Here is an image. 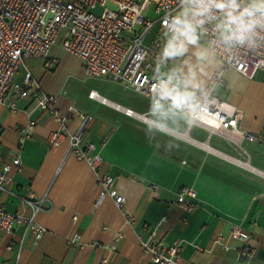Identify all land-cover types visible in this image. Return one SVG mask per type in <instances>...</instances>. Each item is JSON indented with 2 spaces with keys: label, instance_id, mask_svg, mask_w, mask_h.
I'll return each instance as SVG.
<instances>
[{
  "label": "crops",
  "instance_id": "1",
  "mask_svg": "<svg viewBox=\"0 0 264 264\" xmlns=\"http://www.w3.org/2000/svg\"><path fill=\"white\" fill-rule=\"evenodd\" d=\"M155 32L156 28L147 33V44ZM70 57L82 66L60 43L52 46L43 63L54 70L41 80L22 67L42 91L56 96L60 114L73 106L91 116L83 138L95 144L104 171L125 198L124 209L109 196L99 201L93 171L67 153V139L56 148L49 147L48 135L57 122L38 109L31 96L16 101L15 111L0 103V163L17 155L21 159L20 171L12 173L7 190L0 192V203L9 212L29 216L32 207L22 203L21 197L29 192L46 196L36 215L46 232L33 245L32 234L23 225L9 235L0 231V264L15 260L18 242V264H147L149 256L140 243L148 238L165 246L179 244L182 264H264V71L246 76L231 67L224 69L218 97L238 111L236 129L198 124L183 134L172 133L179 147L166 150L169 137L149 136L144 119L127 116L88 95L80 104L65 96ZM13 80L18 83L15 75ZM96 92L112 104L134 111L137 107L136 112L143 115L147 112L148 107L121 93L111 98L108 89ZM30 119L35 126L19 149L20 128ZM78 122L70 119L66 124L74 131ZM246 133L256 140H246ZM183 186L196 191L198 206L192 213L183 211L176 201ZM235 225L250 236L252 253L247 256L237 241L227 240L228 249L214 242L218 234L227 238ZM117 232L123 237L115 241ZM76 234L80 244L73 246L69 239Z\"/></svg>",
  "mask_w": 264,
  "mask_h": 264
},
{
  "label": "built area",
  "instance_id": "2",
  "mask_svg": "<svg viewBox=\"0 0 264 264\" xmlns=\"http://www.w3.org/2000/svg\"><path fill=\"white\" fill-rule=\"evenodd\" d=\"M108 2L110 5H107ZM150 6L152 17L143 15ZM176 8L177 0H0V103L15 111L16 101L31 96L37 108L50 114L57 122V128L48 135L49 147L56 148L63 139H67V153L85 161L93 171L100 189L99 201L109 196L120 210L124 209L125 198L114 187V178L104 171V160L95 144L83 138L91 116L73 106L60 114L56 96L42 91L30 72H25L23 85L15 83L13 77L26 59H45L50 48L60 43L63 50L80 59L86 76L120 83L148 98L154 83L151 77L163 23ZM154 28L155 35L151 44H147L145 36ZM227 67L246 76L264 71V50L241 53L236 59L228 61ZM222 79L223 76L220 83ZM88 97L111 104L127 116L145 118L131 108L112 104L95 90H90ZM197 117L198 124L209 129L214 126L236 129L239 113L232 104L218 97L217 104L198 113ZM70 119L79 121L74 131L66 124ZM34 126L35 121L30 119L26 126L20 128L19 149ZM243 135L250 142L256 140L252 134ZM20 168L19 155L0 163V192L7 190L13 180L12 173L19 172ZM45 197H35L32 192L21 197L22 203L32 207L29 216L9 212L0 203V231L9 235L16 226L23 225L25 231L31 232L32 244L36 245L46 232L36 219ZM176 201L187 213H192L198 206L196 191L192 187H181ZM229 231L227 238L218 234L214 242L228 249L227 240H234L241 244L243 256L251 254L249 234L237 225ZM122 237L121 232H117L115 241ZM69 243L79 245L80 236L74 235ZM140 244L142 251L149 256L147 264H182L179 256L181 248L177 243L165 246L148 238ZM20 249L21 242H18L15 260H4L1 264H18Z\"/></svg>",
  "mask_w": 264,
  "mask_h": 264
},
{
  "label": "clouds",
  "instance_id": "3",
  "mask_svg": "<svg viewBox=\"0 0 264 264\" xmlns=\"http://www.w3.org/2000/svg\"><path fill=\"white\" fill-rule=\"evenodd\" d=\"M262 50L264 0H177L154 59L143 121L147 134L169 137L166 150L178 148L172 133L196 127L197 114L218 103L228 61Z\"/></svg>",
  "mask_w": 264,
  "mask_h": 264
},
{
  "label": "rangeland",
  "instance_id": "4",
  "mask_svg": "<svg viewBox=\"0 0 264 264\" xmlns=\"http://www.w3.org/2000/svg\"><path fill=\"white\" fill-rule=\"evenodd\" d=\"M107 5H110V3L108 2ZM99 11L100 10H98V12ZM143 15L152 17L151 6L143 12ZM43 60L44 59L41 58H29L26 59V62L24 64L28 68V70L31 71V74L36 80H41L46 72L51 73L54 70V67L50 69L48 66H45ZM67 68V81L65 82L63 90L65 91V96L73 99L74 103L76 104L84 103L86 96L92 89L98 92H101L102 89H108L109 92L107 97L112 98L115 96V94L121 93L130 101H134L136 103L140 102V104L148 107L149 100L143 97V94L136 92L134 89L125 87L120 83L104 78L103 79L107 81H104L99 77L86 76L83 72L84 69L81 64L77 59L73 57H70L67 61ZM25 71L26 69L21 66L15 74V81H17L21 85H23V76L25 74ZM135 109L140 111L137 107H135Z\"/></svg>",
  "mask_w": 264,
  "mask_h": 264
}]
</instances>
